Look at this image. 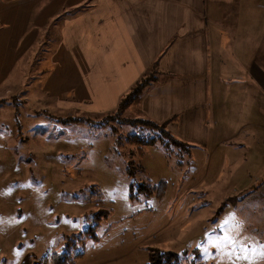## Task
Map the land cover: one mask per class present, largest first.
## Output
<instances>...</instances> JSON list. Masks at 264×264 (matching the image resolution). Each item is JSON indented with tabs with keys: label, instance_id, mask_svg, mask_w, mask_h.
Returning <instances> with one entry per match:
<instances>
[{
	"label": "rangeland",
	"instance_id": "1",
	"mask_svg": "<svg viewBox=\"0 0 264 264\" xmlns=\"http://www.w3.org/2000/svg\"><path fill=\"white\" fill-rule=\"evenodd\" d=\"M51 1L0 0V264L61 252L70 264H149L153 249L180 264H264V153L211 139L139 153L127 136L141 125L100 123L118 107H94L108 69L104 51L85 53L122 0H64L36 22ZM120 115L159 120L140 102Z\"/></svg>",
	"mask_w": 264,
	"mask_h": 264
},
{
	"label": "crops",
	"instance_id": "2",
	"mask_svg": "<svg viewBox=\"0 0 264 264\" xmlns=\"http://www.w3.org/2000/svg\"><path fill=\"white\" fill-rule=\"evenodd\" d=\"M63 1L46 4L35 21ZM211 1L210 14L207 0L120 1L106 36L91 40L85 52L104 51L108 69L93 106H116L157 62L164 65L162 79L144 90L143 112L159 120L175 115L170 128L188 142L239 140L264 153V0L256 12L251 0Z\"/></svg>",
	"mask_w": 264,
	"mask_h": 264
},
{
	"label": "trees",
	"instance_id": "3",
	"mask_svg": "<svg viewBox=\"0 0 264 264\" xmlns=\"http://www.w3.org/2000/svg\"><path fill=\"white\" fill-rule=\"evenodd\" d=\"M156 63V62H155ZM154 64H152L146 72H144L137 80L136 82L129 88L128 91H126L124 94H122L118 100L117 107L118 110L114 113L108 114L100 123L105 124L108 123L110 120H116L117 118L121 119L123 122L131 123L134 125H141L142 128L145 130L141 133H134L127 136V139L133 143L138 144V151L139 153H142L144 148L147 145H152L157 142H160L166 147L167 149L171 146L180 147V149L184 150V148H187L189 150V142L182 137L175 134L170 129V122L172 119L175 118L174 116H171L169 118L163 119V120H156L153 118H143V117H135V118H123L121 117L120 113L130 106L133 103H136L141 100L142 94L146 87L153 81L156 80L157 77L152 76L149 74V70L154 67ZM151 71V70H150ZM82 118V117H80ZM133 161L130 160V168L129 171L131 174L135 173V166H132ZM137 167V166H136ZM135 186V181L133 180L131 182V188ZM137 187H140L139 190L149 193L152 190L147 185V182H141L137 185ZM132 197H135L136 193H131ZM227 202H224L221 206L219 211L222 212ZM217 215V214H216ZM96 228V224L92 225L90 228H88L87 232H93ZM157 251V252H156ZM187 251V248H185L184 252ZM154 252H156L154 254ZM81 254V253H79ZM179 256L180 254L176 251H163V250H152V253L149 254V264H180L179 262ZM72 260L70 259L69 255L65 252H61L59 254H55L53 256V263L54 264H70ZM73 262V261H72Z\"/></svg>",
	"mask_w": 264,
	"mask_h": 264
},
{
	"label": "snow or ice",
	"instance_id": "4",
	"mask_svg": "<svg viewBox=\"0 0 264 264\" xmlns=\"http://www.w3.org/2000/svg\"><path fill=\"white\" fill-rule=\"evenodd\" d=\"M227 223H228V221H227V220H225V221H224V224H227Z\"/></svg>",
	"mask_w": 264,
	"mask_h": 264
}]
</instances>
